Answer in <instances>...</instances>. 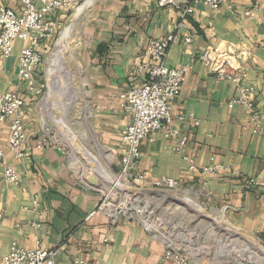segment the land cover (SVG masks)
<instances>
[{
    "label": "crops",
    "instance_id": "0c3cea01",
    "mask_svg": "<svg viewBox=\"0 0 264 264\" xmlns=\"http://www.w3.org/2000/svg\"><path fill=\"white\" fill-rule=\"evenodd\" d=\"M0 5L18 8L14 0H0ZM246 10H251L249 16L244 15ZM74 11L77 13L67 25ZM53 21L58 29H69V37L71 33L78 82L65 91L66 79L63 84L60 78L51 77L64 71V60L50 64L48 79L53 81L47 79L41 110L35 106L36 97L25 92L17 80L22 42H14L11 56L0 54V94L17 92L24 99L27 133L25 156L16 159L7 149L8 123L0 124V143L19 177L16 185L3 181L4 167L0 163V250L8 252L13 244L28 249H59V264H74L75 260L85 264H174L162 259L163 246L158 238L136 222L120 217L115 226H110L108 218L96 211L100 196L75 180L60 151L34 147L41 116L45 113L50 120L65 93L62 102L68 107L63 122L68 120V110L72 106L80 109L85 99L90 137L108 150L114 166L121 152V133L131 122L119 96L146 79V73L138 67L152 63L145 55L147 43L170 34H178L179 40L167 49L165 65L189 66L180 94L171 101L175 135L165 138L159 130L141 142L138 173L144 180L136 182L142 188H151L152 182L161 177L178 180L184 187L198 189L199 203L221 214L231 227L264 238V0H224L219 11L196 5L193 14L184 19L172 7H160L157 0H91L77 2L71 11L59 13ZM52 34L38 48L43 58ZM186 37L191 43L184 42ZM207 47L231 49L239 55L244 80L255 88L253 100L263 121L260 134L251 132L246 109L227 105L238 95L237 84L220 81L198 60L191 61ZM36 75L43 83L41 68ZM188 116L198 119L199 125L179 120ZM182 138L186 143L177 152ZM83 157L91 161V153ZM183 157L197 169H218L200 175L189 170ZM103 168L101 165L95 171ZM243 178L254 179L259 185L245 186Z\"/></svg>",
    "mask_w": 264,
    "mask_h": 264
},
{
    "label": "built area",
    "instance_id": "2783aa9c",
    "mask_svg": "<svg viewBox=\"0 0 264 264\" xmlns=\"http://www.w3.org/2000/svg\"><path fill=\"white\" fill-rule=\"evenodd\" d=\"M14 1L18 4L17 9L0 5V54L5 58L11 56L14 42L16 40L22 42L17 58V80L24 85L25 92L36 97L35 106L41 110V103L46 95L48 72L44 71V82L39 83L36 74L44 58L38 48L47 35L56 33L57 23L53 21L56 15L69 12L77 2L81 4L87 0ZM223 3L224 0H157L160 7H172L179 11L182 19L191 16L196 5L219 11ZM250 14L251 10L244 12L245 16ZM178 40V34H170L161 40H150L145 47V55L146 58L152 60V63L144 62L138 67L139 71L146 73V79L141 84L132 85L120 94V106L130 116L131 122L121 133V152L114 166L112 159L108 156V150L100 146L97 141L96 145L93 136L90 137L88 131H91V126L86 114L83 115L80 112L79 114L83 115L82 118L71 117L69 112L71 108L68 110V120L64 128L56 123L55 118L48 120L45 113L41 116V128L34 147L37 150L55 148L61 152L75 180L100 196L96 211L108 218L110 226H115L120 217H125L158 238L163 246V260L174 264H204L201 260L191 259L184 248L175 244L172 233L167 230L166 226L159 223V219L153 212H147L142 206L140 208L142 200L134 197L136 192L142 188L136 181L144 180L143 175L138 173L141 142L149 138L151 133L159 130L163 131L165 138L175 135V130L171 126V101L180 94L189 66L168 67L164 63V58L169 46ZM183 40L187 44L191 43L189 37ZM193 60H198L218 80L237 84L238 95L227 105L229 108L239 105L246 109L251 118V132L260 134L263 121L253 100L255 88L244 80L245 74L239 66V55L231 49L207 47L191 59ZM75 74L76 77L73 74L75 80L72 84L77 82L78 75L76 72ZM62 96L64 98L66 94ZM25 106L24 99L17 92L7 91L0 94V124L8 123L7 149L16 159L25 156L24 148L27 141L23 119ZM88 116H90L89 113ZM179 120L188 121L192 126H198L200 123L193 116L181 117ZM78 121H81V124ZM186 140L182 138L179 141L175 148L177 152L182 150ZM76 146L80 148V152L76 151ZM86 153H91L90 162L83 157ZM183 159L189 163L190 171L198 172L200 175L211 174L218 169V166H205L197 169L189 158L183 157ZM0 163L4 167L3 181L18 184V174L8 163L1 143ZM101 165L108 170L106 176H103L104 171H95ZM84 168L87 175H83ZM243 182L248 187L259 185L251 178H243ZM151 188L171 192L182 191L196 198L199 195L198 189L190 186L184 187L178 180L166 177L153 181ZM126 204L130 207L127 208ZM104 242L107 240L105 239ZM58 255L59 249H46L40 246L28 249L13 244L8 252L4 253L0 250V264H59ZM74 264L85 263L82 260H75ZM234 264H262V262L249 256L247 260L241 259Z\"/></svg>",
    "mask_w": 264,
    "mask_h": 264
},
{
    "label": "rangeland",
    "instance_id": "374dc122",
    "mask_svg": "<svg viewBox=\"0 0 264 264\" xmlns=\"http://www.w3.org/2000/svg\"><path fill=\"white\" fill-rule=\"evenodd\" d=\"M62 31L61 28H57L56 33L52 34V42L43 59L41 73L48 72L52 60L55 65L62 63L60 59H63L66 69L76 77L73 56L63 43L66 39L68 47L72 48L71 33L69 37V31L64 34L61 33ZM60 36L58 50L56 42ZM46 76L48 78V73ZM85 101V99L81 101L80 109L71 107L72 110H69L71 117L82 118L84 114L86 118L88 117ZM80 112L83 115L79 114ZM78 122L81 124V121ZM134 197L142 200L140 208L142 206L147 212H153L159 219V223L166 226L172 233L173 242L180 248H184L191 259L201 260L204 264H234L252 256L264 264V238L234 229L221 214L205 209L194 195H187L182 191L141 188ZM126 205L127 208L130 207L129 204ZM130 212L134 213L132 210Z\"/></svg>",
    "mask_w": 264,
    "mask_h": 264
},
{
    "label": "bare ground",
    "instance_id": "6f19581e",
    "mask_svg": "<svg viewBox=\"0 0 264 264\" xmlns=\"http://www.w3.org/2000/svg\"><path fill=\"white\" fill-rule=\"evenodd\" d=\"M91 0H87V2H90ZM68 31H69V29H66V30H64V31H62V34H64L65 32L66 33H68ZM61 40V36L59 37V39H58V41H57V43H56V47H57V45H59L58 43H59V41ZM62 43V42H61ZM64 45L68 48V51L70 52V54H72V50L68 47V44H67V42H66V39L64 40ZM63 45V44H62ZM59 47H57V49H58ZM59 50V49H58ZM57 59H58V57H57ZM61 60V59H60ZM53 61L54 60H52V63H53ZM57 61V60H56ZM55 61V62H56ZM52 63H50V64H52ZM57 64V63H56ZM48 70H49V68H48ZM50 74H51V72H50ZM71 72L69 71V70H67L66 69V67L64 68V71H58L56 74H51V77L53 78L54 76H56L57 78H60L61 79V83H63L64 82V79H66V86H65V91L66 90H72L73 89V87H72V84H71V82L72 81H74L75 80V78H74V75L73 74H71ZM66 76V77H65ZM56 77H54L53 79H55ZM51 78H49L48 79V82H51ZM64 84V83H63ZM50 88H51V86L49 85V91H48V93L51 91L50 90ZM65 94V93H64ZM70 99H73V98H70ZM62 100H63V96H61L60 98H59V103H60V106H58L57 107V112L55 113H52L53 114V117L52 118H55V121H56V123L59 125V126H62L63 128H64V115H65V113H66V110H67V107H68V104H65L64 102H62ZM44 103V102H43ZM64 104V105H63ZM44 106V105H43ZM76 151L77 152H80V148L79 147H77L76 146ZM86 155V154H85ZM84 155V156H85ZM83 157H79V159H82ZM104 169L106 170H103L104 171V173H103V176H106L107 174H108V170L104 167ZM83 175H87L86 173H85V168L83 169ZM204 217H206L207 218V216H204Z\"/></svg>",
    "mask_w": 264,
    "mask_h": 264
},
{
    "label": "water",
    "instance_id": "95a60500",
    "mask_svg": "<svg viewBox=\"0 0 264 264\" xmlns=\"http://www.w3.org/2000/svg\"><path fill=\"white\" fill-rule=\"evenodd\" d=\"M76 13H77V11H74L70 16H69V18H68V20H67V25H69L70 24V22H71V20L73 19V17L76 15Z\"/></svg>",
    "mask_w": 264,
    "mask_h": 264
}]
</instances>
